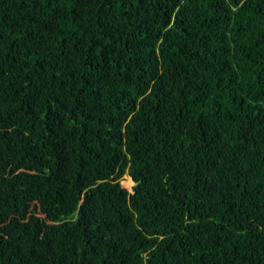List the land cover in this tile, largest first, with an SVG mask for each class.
<instances>
[{
  "label": "trees",
  "instance_id": "1",
  "mask_svg": "<svg viewBox=\"0 0 264 264\" xmlns=\"http://www.w3.org/2000/svg\"><path fill=\"white\" fill-rule=\"evenodd\" d=\"M0 264H264V0H0Z\"/></svg>",
  "mask_w": 264,
  "mask_h": 264
},
{
  "label": "rangeland",
  "instance_id": "2",
  "mask_svg": "<svg viewBox=\"0 0 264 264\" xmlns=\"http://www.w3.org/2000/svg\"><path fill=\"white\" fill-rule=\"evenodd\" d=\"M121 183L126 186L128 189H132V185L134 183V181L132 180V178L126 174L123 179L121 180Z\"/></svg>",
  "mask_w": 264,
  "mask_h": 264
}]
</instances>
